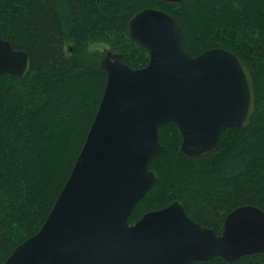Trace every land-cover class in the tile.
Returning a JSON list of instances; mask_svg holds the SVG:
<instances>
[{
	"label": "trees",
	"instance_id": "1",
	"mask_svg": "<svg viewBox=\"0 0 264 264\" xmlns=\"http://www.w3.org/2000/svg\"><path fill=\"white\" fill-rule=\"evenodd\" d=\"M146 8L177 22L190 56L222 48L238 57L251 72L256 100L249 125L223 131L216 151L202 157L181 155L178 129L161 126L166 152L148 163L158 181L129 224L178 201L219 235L235 208L264 212V0H0V37L30 58L23 79L0 75V264L39 230L70 174L104 90L100 56L117 49L131 68L148 63L146 50L125 33ZM100 41L109 49L87 50ZM193 264H264V253Z\"/></svg>",
	"mask_w": 264,
	"mask_h": 264
},
{
	"label": "water",
	"instance_id": "2",
	"mask_svg": "<svg viewBox=\"0 0 264 264\" xmlns=\"http://www.w3.org/2000/svg\"><path fill=\"white\" fill-rule=\"evenodd\" d=\"M125 33L148 63L131 68L117 49L100 56L104 90L70 174L39 230L3 264H193L264 253V212L253 206L229 212L219 235L178 201L129 224L158 181L148 163L166 152L159 128L178 129L181 155L211 154L223 131L249 125L256 94L246 64L222 48L190 56L180 26L161 10L137 12ZM29 69L28 54L0 37V75L23 79Z\"/></svg>",
	"mask_w": 264,
	"mask_h": 264
},
{
	"label": "rangeland",
	"instance_id": "3",
	"mask_svg": "<svg viewBox=\"0 0 264 264\" xmlns=\"http://www.w3.org/2000/svg\"><path fill=\"white\" fill-rule=\"evenodd\" d=\"M107 41H100V42H96V43H90L87 46V50L89 52L92 51H106L107 49H109L108 44L106 43ZM70 50V46L68 45L66 48V51Z\"/></svg>",
	"mask_w": 264,
	"mask_h": 264
}]
</instances>
